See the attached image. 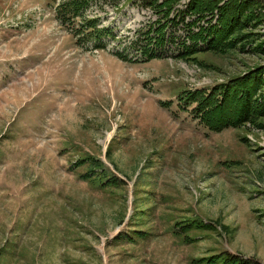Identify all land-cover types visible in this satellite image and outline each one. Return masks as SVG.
<instances>
[{
    "label": "rangeland",
    "instance_id": "obj_1",
    "mask_svg": "<svg viewBox=\"0 0 264 264\" xmlns=\"http://www.w3.org/2000/svg\"><path fill=\"white\" fill-rule=\"evenodd\" d=\"M93 9L119 31L158 15ZM255 13L225 52L128 63L79 47L49 0H0V264H264V117L215 132L177 106L264 67Z\"/></svg>",
    "mask_w": 264,
    "mask_h": 264
},
{
    "label": "trees",
    "instance_id": "obj_2",
    "mask_svg": "<svg viewBox=\"0 0 264 264\" xmlns=\"http://www.w3.org/2000/svg\"><path fill=\"white\" fill-rule=\"evenodd\" d=\"M98 1L49 0V3L55 9L56 19L79 47L88 51L108 50L129 63L155 58L189 60L205 51L225 52L253 35L245 32L247 23L259 22L255 7H264V0H144L157 17L135 30L119 31L105 24L102 15L94 11ZM121 9L120 5L114 6L116 11ZM110 45H114L112 50L108 49ZM258 48V53L264 52V45ZM263 68H252L213 85L209 91L185 90L179 95L177 106L188 110L199 124L215 132L256 124L264 117ZM94 162L104 167L101 160ZM189 226L183 227L189 229ZM223 260L226 261L223 264H252L225 250L206 264H220Z\"/></svg>",
    "mask_w": 264,
    "mask_h": 264
}]
</instances>
